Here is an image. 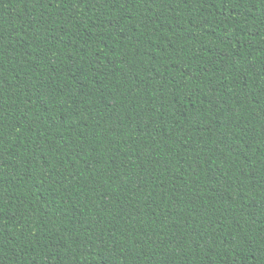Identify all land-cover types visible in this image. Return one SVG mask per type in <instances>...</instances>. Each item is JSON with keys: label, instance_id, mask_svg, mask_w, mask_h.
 <instances>
[{"label": "trees", "instance_id": "16d2710c", "mask_svg": "<svg viewBox=\"0 0 264 264\" xmlns=\"http://www.w3.org/2000/svg\"><path fill=\"white\" fill-rule=\"evenodd\" d=\"M0 264H264V0H0Z\"/></svg>", "mask_w": 264, "mask_h": 264}]
</instances>
